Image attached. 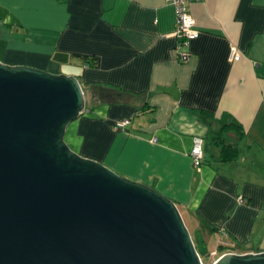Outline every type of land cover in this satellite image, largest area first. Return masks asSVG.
Masks as SVG:
<instances>
[{"label":"crops","instance_id":"1","mask_svg":"<svg viewBox=\"0 0 264 264\" xmlns=\"http://www.w3.org/2000/svg\"><path fill=\"white\" fill-rule=\"evenodd\" d=\"M187 9L198 34L179 60L166 0H0V60L75 75L84 107L63 139L172 199L213 260L261 251L264 0H193ZM222 129L229 158L206 139Z\"/></svg>","mask_w":264,"mask_h":264},{"label":"water","instance_id":"2","mask_svg":"<svg viewBox=\"0 0 264 264\" xmlns=\"http://www.w3.org/2000/svg\"><path fill=\"white\" fill-rule=\"evenodd\" d=\"M83 107L75 75L0 60V264H202L172 199L66 143Z\"/></svg>","mask_w":264,"mask_h":264},{"label":"built area","instance_id":"3","mask_svg":"<svg viewBox=\"0 0 264 264\" xmlns=\"http://www.w3.org/2000/svg\"><path fill=\"white\" fill-rule=\"evenodd\" d=\"M173 7L174 12V31L178 35L179 39L175 46V55L179 60L187 58L188 52L186 50L187 43L190 39L194 38L198 34V30L195 27L194 19L190 15L187 5L193 0H166ZM239 52L234 46H230L229 58L237 59ZM127 122V119H122L114 123V128L121 127ZM202 154V138L200 136H194L192 138V144L189 150V156L194 164L201 159ZM238 201H241V197H237Z\"/></svg>","mask_w":264,"mask_h":264},{"label":"trees","instance_id":"4","mask_svg":"<svg viewBox=\"0 0 264 264\" xmlns=\"http://www.w3.org/2000/svg\"><path fill=\"white\" fill-rule=\"evenodd\" d=\"M226 130H221V132H218V133H208L207 136H206V139L217 145L218 148L220 149V152L222 154V156L224 158H229V157H232L234 154H235V151L234 149H232L230 147V145L226 142H224V139L226 137ZM192 241H193V244H194V247L198 253V255L200 254H207V251L205 250V247H204V243L202 242V240L200 238H192ZM217 248L218 250H221L223 248V246L221 244H218L217 245Z\"/></svg>","mask_w":264,"mask_h":264},{"label":"rangeland","instance_id":"5","mask_svg":"<svg viewBox=\"0 0 264 264\" xmlns=\"http://www.w3.org/2000/svg\"><path fill=\"white\" fill-rule=\"evenodd\" d=\"M112 170H113V169H112ZM116 173H117V172H116ZM118 174H119V173H118ZM180 215H181V213H180ZM181 218H182V220H183V222H184V224H185L187 230H188L189 233H190V228H189V225H188V223H187V221H186V218H185L184 216L182 217V215H181ZM211 239H212L211 236H208V237L206 238V245H207L208 249L212 248V247H213L212 244H214V238L212 239V243H211ZM210 246H211V247H210ZM213 256H214V255H213ZM199 258H200L202 264H211V262H212V260H213V257H212V255H210V254H205V255L200 254V255H199Z\"/></svg>","mask_w":264,"mask_h":264}]
</instances>
